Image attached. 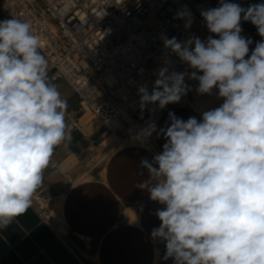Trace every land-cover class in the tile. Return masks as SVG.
I'll list each match as a JSON object with an SVG mask.
<instances>
[{"label": "clouds", "instance_id": "clouds-1", "mask_svg": "<svg viewBox=\"0 0 264 264\" xmlns=\"http://www.w3.org/2000/svg\"><path fill=\"white\" fill-rule=\"evenodd\" d=\"M201 16L219 38L162 36L193 71H170L166 60L151 94L138 89L141 108L179 103L191 91L186 76L198 81L200 95L218 89L223 103L199 121L169 112L165 127L142 129L141 142L153 133L166 142L151 162L141 160L148 179L137 187L163 206L151 237L164 243V260L264 264V40L249 55L252 40L241 35L243 18L264 38V3L244 8L220 0ZM177 18L191 26L190 12ZM41 46L30 22L0 21V229L32 206L56 149L71 139L67 100L50 82Z\"/></svg>", "mask_w": 264, "mask_h": 264}, {"label": "crops", "instance_id": "crops-1", "mask_svg": "<svg viewBox=\"0 0 264 264\" xmlns=\"http://www.w3.org/2000/svg\"><path fill=\"white\" fill-rule=\"evenodd\" d=\"M211 1L213 8L220 6V0ZM228 2L247 8L264 0ZM8 18L11 17L0 7V21ZM241 27L252 39L254 50L256 43L264 38L243 18ZM48 76L67 100L65 119L71 139L56 149L52 165L45 170L37 192L53 204L62 202L59 212L62 222H54L68 242L62 241L59 233L31 206L7 228L0 229V264H74L73 250L90 264H174L172 258L163 259L164 243L153 241L151 237L152 230L160 225L155 212L163 206L150 200L146 190L137 187L148 179L141 160L151 162L154 155L162 151L164 138H157L153 133L141 142L135 135L107 152L105 142L109 132L92 113H79L78 98L66 81ZM197 87L198 83L154 121L157 130L170 123L169 112L185 121L189 117L199 121L204 111L223 103L218 89L200 95ZM77 124L88 126L89 139L77 129ZM105 153L109 156L102 161Z\"/></svg>", "mask_w": 264, "mask_h": 264}, {"label": "built area", "instance_id": "built-area-1", "mask_svg": "<svg viewBox=\"0 0 264 264\" xmlns=\"http://www.w3.org/2000/svg\"><path fill=\"white\" fill-rule=\"evenodd\" d=\"M0 7L11 18L31 23L48 61V75L66 81L78 98L79 113H92L120 143L137 134L134 123H154L177 104L141 108L138 89L147 86L151 94L166 60L170 71H193L164 47L162 36L180 42L193 35L202 41L209 36L219 38L208 31L201 16L213 8L211 0H0ZM185 10L191 13L188 28L186 19L177 18ZM241 35L250 38L243 30ZM185 83L192 89L198 81L186 76ZM76 127L90 138L87 125ZM108 156L105 153L101 160ZM32 199L43 221L68 242L54 222L51 200L37 191ZM73 253L74 264H90L77 251Z\"/></svg>", "mask_w": 264, "mask_h": 264}, {"label": "rangeland", "instance_id": "rangeland-1", "mask_svg": "<svg viewBox=\"0 0 264 264\" xmlns=\"http://www.w3.org/2000/svg\"><path fill=\"white\" fill-rule=\"evenodd\" d=\"M139 123H134L133 126L135 127V129L137 130V134L138 135L142 129L146 128L148 125H145V126H142V125H139ZM138 127V128H137ZM111 136V134L109 133V136L108 138ZM105 138V137H104ZM122 143H120L117 139V137L115 135L112 136L111 139H107L106 142H105V146H107V152H111L112 150H115L116 148L122 146L121 145ZM110 147V148H109ZM59 203H52L50 202V208L53 210V219L55 220V222H58L59 224L62 222L61 218L59 217V212H60V209L57 208ZM61 226V225H60ZM61 230L64 231V228L61 227Z\"/></svg>", "mask_w": 264, "mask_h": 264}, {"label": "bare ground", "instance_id": "bare-ground-1", "mask_svg": "<svg viewBox=\"0 0 264 264\" xmlns=\"http://www.w3.org/2000/svg\"><path fill=\"white\" fill-rule=\"evenodd\" d=\"M180 64H181V65H184L183 62H181ZM138 127H139V125H138ZM138 127H137V128H138ZM112 136H113V135H111L108 139H111ZM61 203H62V202H60V203L58 204V206H57V208L60 209V210H61Z\"/></svg>", "mask_w": 264, "mask_h": 264}]
</instances>
